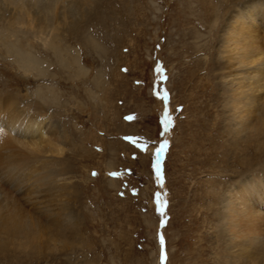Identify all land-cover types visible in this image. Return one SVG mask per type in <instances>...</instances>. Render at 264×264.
I'll return each instance as SVG.
<instances>
[{
    "label": "rangeland",
    "instance_id": "rangeland-1",
    "mask_svg": "<svg viewBox=\"0 0 264 264\" xmlns=\"http://www.w3.org/2000/svg\"><path fill=\"white\" fill-rule=\"evenodd\" d=\"M64 1L66 9L60 6L50 15L27 12L40 37L58 35L62 46L77 54L80 74L60 66L26 28L16 26L17 38L48 59L45 75L24 73L0 47V92L19 96L24 119L32 115L58 128L63 153L46 148L41 163L66 172L55 178L54 187L70 196L69 209L80 222L76 239L68 241L71 252L59 254L61 244L52 243L46 257L24 259L26 264H219L217 198L247 172L241 173L233 155L224 157L226 137L216 136L223 125L220 87L227 81L214 67L225 24L217 17L225 20L246 0H98L75 17L71 6L79 0ZM16 12L3 13L0 25L7 27ZM74 22L77 31L71 33ZM41 87H52L57 101L41 103L35 96ZM37 101L44 105L43 115ZM165 110L172 121L167 132L161 123ZM53 133L45 130V140ZM165 141L158 174L157 149ZM256 147L247 148L243 158L261 156ZM26 193L15 196L28 209L37 210L47 199L40 195V204L32 207ZM53 204L48 205L54 209ZM259 210L263 222L257 230L264 235V207ZM5 258L25 264L11 257L0 264Z\"/></svg>",
    "mask_w": 264,
    "mask_h": 264
},
{
    "label": "bare ground",
    "instance_id": "bare-ground-1",
    "mask_svg": "<svg viewBox=\"0 0 264 264\" xmlns=\"http://www.w3.org/2000/svg\"><path fill=\"white\" fill-rule=\"evenodd\" d=\"M97 1L79 0L71 6L72 10H77L72 16L91 11ZM64 4V0H0V9L2 7L1 11H4L0 17H5L3 13L6 11H17L7 18V27L0 25V47L24 73L45 75L49 61L31 51L32 43L19 42L17 28L33 32L34 38L41 42L39 48L50 49L66 71L73 69L76 74L82 71L78 67L77 54L72 53L65 44L62 46L63 41L58 39V35L52 40L40 37L41 31L33 28V19L27 12L45 11L50 15L52 11V14L59 11L60 6L66 9ZM239 6L228 13L225 20L221 15L217 17L225 24L219 39V59H214V67L221 72L220 77L227 81L220 87L223 125L216 128V136L226 137L229 148L226 152L223 151L224 157H236V163L243 168L241 173H247L235 182L233 190L227 189L217 198L221 208L217 213L219 221L216 242L220 244L223 256L215 260L219 264H224L223 260H230L229 264H264V235L257 230L260 220L263 222V213L259 209L264 207V0H246ZM209 16L208 13L205 18L208 20ZM77 26L78 23L74 22L67 31L74 33ZM54 30L55 28H51L52 32ZM64 53L70 58L66 55L67 59L64 58ZM43 63H46L45 66ZM74 65L77 66L71 68ZM48 87L35 91V96L41 103L57 101L59 97L52 87ZM3 94L0 92V259H23L25 264L24 259H27V263L38 261L48 255L49 252L45 253L46 251L53 250L52 243L54 246L56 243L58 246L61 244L60 248L56 247L59 254H67L72 251L68 241L76 239L80 222L78 216L69 209L70 196L60 187L58 190L54 187L55 178L66 172L60 169L62 173L59 174V170L54 171L55 167L51 169L53 166L49 168L48 163H41L46 148L50 154L63 153L58 148L61 143L58 141V128L55 125L47 126L46 121H40L31 117L32 115L24 119L26 117L24 109L20 110L19 96ZM40 102L37 107L43 115L44 105ZM211 127L210 130L213 131ZM45 130L54 132L49 140H45ZM212 136L215 137V133ZM251 145L257 146L254 148L256 152L262 151L261 156L256 154L254 158H243L241 154L245 155V150ZM23 191H27L24 196L32 207L40 204V195L47 199L37 210L28 209L26 202L16 198ZM50 203H56L53 204L55 210L48 205ZM4 260L1 264H9L6 258ZM71 263L68 261V264Z\"/></svg>",
    "mask_w": 264,
    "mask_h": 264
},
{
    "label": "snow or ice",
    "instance_id": "snow-or-ice-1",
    "mask_svg": "<svg viewBox=\"0 0 264 264\" xmlns=\"http://www.w3.org/2000/svg\"><path fill=\"white\" fill-rule=\"evenodd\" d=\"M161 99L166 100L167 99V94H165ZM161 123L163 125V130L164 132L168 131L169 125L172 123L170 116L168 115L167 110H165L163 117L161 118ZM135 143V142H133ZM167 141H165L158 149H157V173L159 174V156L164 152L165 148L167 147ZM137 147L141 148V150H146L147 145H137ZM161 215H163V205H161ZM160 244H161V249L163 251V245H164V237L160 238ZM161 259H163V254L161 256Z\"/></svg>",
    "mask_w": 264,
    "mask_h": 264
}]
</instances>
